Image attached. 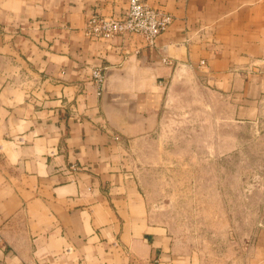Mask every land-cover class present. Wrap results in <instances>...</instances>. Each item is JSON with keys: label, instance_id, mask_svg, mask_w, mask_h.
Listing matches in <instances>:
<instances>
[{"label": "crops", "instance_id": "0c3cea01", "mask_svg": "<svg viewBox=\"0 0 264 264\" xmlns=\"http://www.w3.org/2000/svg\"><path fill=\"white\" fill-rule=\"evenodd\" d=\"M142 1L173 18L152 48L86 35L127 0H0V264H200L131 168L179 100L215 156L249 129L264 157V0ZM259 222L237 264H264Z\"/></svg>", "mask_w": 264, "mask_h": 264}, {"label": "rangeland", "instance_id": "374dc122", "mask_svg": "<svg viewBox=\"0 0 264 264\" xmlns=\"http://www.w3.org/2000/svg\"><path fill=\"white\" fill-rule=\"evenodd\" d=\"M179 105L182 110L166 108L155 145L146 146L145 155L139 147L131 150L133 175L155 218L183 252L196 254L200 264H237L264 213V157L255 156L259 152L249 129L237 131L236 152L226 142V153L215 156L219 144L197 140L195 133L192 140L185 100ZM194 129L200 138L210 134L202 121Z\"/></svg>", "mask_w": 264, "mask_h": 264}, {"label": "built area", "instance_id": "2783aa9c", "mask_svg": "<svg viewBox=\"0 0 264 264\" xmlns=\"http://www.w3.org/2000/svg\"><path fill=\"white\" fill-rule=\"evenodd\" d=\"M169 13L148 6L142 0H127L124 13L118 16H104L91 12L85 20V33L92 39L111 40L118 36L138 35L148 48H152L157 38L172 24ZM165 64H171L162 59ZM95 84L100 85L103 75L100 70L92 72Z\"/></svg>", "mask_w": 264, "mask_h": 264}]
</instances>
